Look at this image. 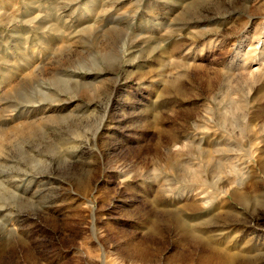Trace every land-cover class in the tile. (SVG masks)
I'll return each mask as SVG.
<instances>
[{
  "label": "rangeland",
  "instance_id": "obj_1",
  "mask_svg": "<svg viewBox=\"0 0 264 264\" xmlns=\"http://www.w3.org/2000/svg\"><path fill=\"white\" fill-rule=\"evenodd\" d=\"M0 264H264V0H0Z\"/></svg>",
  "mask_w": 264,
  "mask_h": 264
},
{
  "label": "bare ground",
  "instance_id": "obj_2",
  "mask_svg": "<svg viewBox=\"0 0 264 264\" xmlns=\"http://www.w3.org/2000/svg\"><path fill=\"white\" fill-rule=\"evenodd\" d=\"M235 196V194H233ZM206 233V232H205Z\"/></svg>",
  "mask_w": 264,
  "mask_h": 264
}]
</instances>
